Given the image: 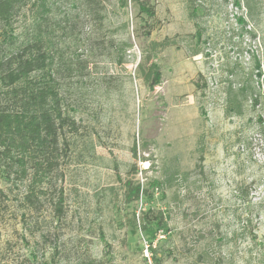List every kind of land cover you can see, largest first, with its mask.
I'll return each mask as SVG.
<instances>
[{
  "label": "rangeland",
  "instance_id": "obj_1",
  "mask_svg": "<svg viewBox=\"0 0 264 264\" xmlns=\"http://www.w3.org/2000/svg\"><path fill=\"white\" fill-rule=\"evenodd\" d=\"M40 1L13 27L30 35L41 19L79 130L65 135L62 217L48 198L29 210L24 184L0 176V264H264V0H145L153 17L131 0H44L42 14ZM228 90L239 115L224 113ZM128 183L145 194L128 201ZM150 208L167 224L155 258L140 228Z\"/></svg>",
  "mask_w": 264,
  "mask_h": 264
},
{
  "label": "trees",
  "instance_id": "obj_2",
  "mask_svg": "<svg viewBox=\"0 0 264 264\" xmlns=\"http://www.w3.org/2000/svg\"><path fill=\"white\" fill-rule=\"evenodd\" d=\"M93 2L94 0H87ZM141 13L149 17L155 10L145 0H131ZM31 0H0V37L4 40V55L0 57V176L9 187L24 184L22 201L29 210L40 211L48 198L53 212L58 218L65 213V199L61 184L62 166L68 157L69 142L66 133H76L79 124L63 108L57 76L61 72L60 63L49 52V45L40 30L41 19L32 22L30 35L18 32L13 27L21 10ZM120 7L128 0H117ZM32 5L34 2L31 3ZM251 11L253 0H245ZM41 0L37 9L45 11ZM147 30L146 35L150 34ZM173 40L150 41L151 52L173 45ZM151 53L145 56V65L139 69L148 88L153 89L161 82L159 65L151 60ZM64 65V64H62ZM66 70L69 67L65 68ZM195 86L200 87L197 82ZM204 86H206L204 84ZM226 92L224 113L227 116L241 114L240 100ZM257 102V96L253 98ZM137 157L136 143L131 148ZM144 190L139 183H128L127 200H138ZM7 195L0 189V195ZM147 194V193H146ZM140 228L148 239V248L155 258L153 240L158 231H166L167 224L160 209L142 212ZM89 259L87 264H94Z\"/></svg>",
  "mask_w": 264,
  "mask_h": 264
}]
</instances>
